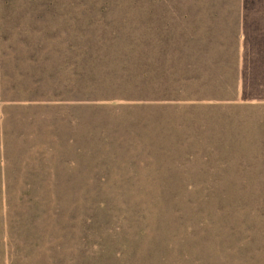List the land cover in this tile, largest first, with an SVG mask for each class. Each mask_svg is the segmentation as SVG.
<instances>
[{
    "label": "rangeland",
    "instance_id": "obj_1",
    "mask_svg": "<svg viewBox=\"0 0 264 264\" xmlns=\"http://www.w3.org/2000/svg\"><path fill=\"white\" fill-rule=\"evenodd\" d=\"M23 1L12 0L9 25L0 26V103L33 98L39 87L27 95L22 84L65 65L88 41L123 39L136 45L111 49L123 53L194 31L244 32L264 40V0H117L121 4L114 3L107 26H84V17L78 26L64 21L69 26H26L30 19L24 17L19 25V14L32 12ZM70 1H63L61 9H68ZM6 113L14 110L3 112L0 106V264H101L104 210L89 206L87 192L79 189L189 187L197 189H186L185 203L197 201L204 189H252L240 191L246 193L244 206L235 215L214 219L212 241L195 240V245L190 239L182 244V235L174 237L173 213L166 204L150 195L144 201L133 193L137 190L121 191L111 206L130 209V215L120 222L124 231L114 249L126 253L120 246L129 252L139 245L147 254L174 242L172 255L190 254L184 264L200 258L206 264H264V194L253 191L264 190V107L89 106L61 110L56 121L3 119ZM235 192L231 200L241 201ZM139 213L144 218L137 220ZM146 225L151 237L141 239L136 228Z\"/></svg>",
    "mask_w": 264,
    "mask_h": 264
},
{
    "label": "crops",
    "instance_id": "obj_2",
    "mask_svg": "<svg viewBox=\"0 0 264 264\" xmlns=\"http://www.w3.org/2000/svg\"><path fill=\"white\" fill-rule=\"evenodd\" d=\"M227 32L194 31L173 40L159 38L143 42L141 49L123 53L111 49L136 45L123 39L88 41L82 45L83 51L72 54V60L63 57L68 61L65 65H56L49 69V74L43 72L44 75L22 84L27 95L34 92L32 88L39 87L40 92H34L33 98L2 101L3 112L8 108L14 110L2 118L32 121L39 116L56 121L61 110L88 109L89 97L94 94L90 87L116 84L118 80L103 72L125 70L126 65L131 70L142 71L143 66L146 70V77L137 73L128 81L134 101L100 100L93 106L123 105L155 111L264 107V40H252L244 32ZM127 55L129 62L124 60ZM134 59L138 62L134 63Z\"/></svg>",
    "mask_w": 264,
    "mask_h": 264
},
{
    "label": "trees",
    "instance_id": "obj_3",
    "mask_svg": "<svg viewBox=\"0 0 264 264\" xmlns=\"http://www.w3.org/2000/svg\"><path fill=\"white\" fill-rule=\"evenodd\" d=\"M63 1L69 0H24L23 2L27 4V9L32 11L31 15H25L24 13L19 14L17 22L19 25L21 23L22 17L27 20L26 26H69L63 25L61 21H64L70 26H78L81 17L86 18L84 26H107L106 23L110 12L113 9L114 3L121 4L117 0H71L69 3V8L66 10L61 9ZM86 3H91L87 6ZM12 0H0V26L9 25V15L7 13H13ZM80 13L77 15V12ZM105 40V38H102ZM36 57V56H35ZM126 62H129L131 58L129 55L124 58ZM123 61V62H125ZM123 69L114 68L111 73L110 71H104L103 75L112 77L118 82L112 85H96L91 86L90 89L94 93L89 97V105L93 106L96 102L100 100H126L134 101L133 97H130L133 93L132 84L128 83L129 79L141 75L146 77V70L144 66L140 68L142 71L131 70L129 65L123 66ZM138 73V75H136ZM82 75V72L79 74ZM144 79V78H142ZM124 82V83H121ZM144 82V80H143ZM109 106V105H108ZM123 106V105H121ZM171 188V189H105V188H86L79 189L86 191V199L89 202L88 205L92 206L97 204L98 208H103L104 217H101V228L105 230L103 233V244L102 250L105 255L104 259L101 260V264H178V260H183L188 263L190 260L189 253H184L178 258L172 253H175L174 242H168V244L162 246H157L151 249L147 254H142V249L139 245H135L129 252H127L126 246L122 245V249L126 253H122L120 250H115L114 247L117 244V238L123 233V226H120V222H126L128 215H130V209L124 208L122 206H111V200L115 194H121L124 190H137V197L146 201L149 195L158 200L161 203L166 204L167 209L173 213V223L175 226V235L177 238L178 234L182 235V244L190 239L195 245V240L205 244L213 240L211 228H213L214 219L223 220L227 217L235 215L238 210L243 208L244 205V195L246 193H241L240 191H247L246 189L252 188H223L225 190H215V189H204L198 194V202L189 200L187 203L183 201V197L187 195V190H193L197 188ZM187 189V190H186ZM264 189V188H263ZM74 190L77 189H65ZM240 193L241 201L231 200V192ZM260 192L261 195L264 194V190H253ZM198 192V191H195ZM264 197V196H263ZM159 202H155L156 205H161ZM261 203H264V198ZM128 206V205H127ZM129 207V206H128ZM119 208V213L114 214ZM185 210H188L186 214ZM209 210V211H208ZM208 211V212H207ZM259 209L256 210V213ZM133 213V212H132ZM143 213L145 210L143 208ZM260 213V212H259ZM261 215V214H260ZM118 217L119 220H115ZM264 217V213H263ZM135 218L137 220L143 219L144 215L142 213L136 214ZM92 220V214L90 216ZM113 227L114 230L111 229ZM132 228V224L128 226ZM149 226L145 227L137 226L136 234L144 238H150L151 233L148 232ZM181 228V229H179ZM144 243L143 241H140ZM264 254V253H263ZM189 264H206L201 258L196 260H191Z\"/></svg>",
    "mask_w": 264,
    "mask_h": 264
}]
</instances>
